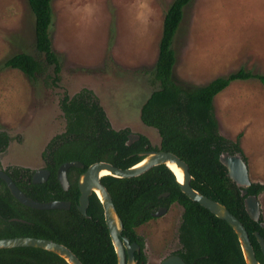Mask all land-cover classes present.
Returning <instances> with one entry per match:
<instances>
[{"label":"rangeland","instance_id":"obj_1","mask_svg":"<svg viewBox=\"0 0 264 264\" xmlns=\"http://www.w3.org/2000/svg\"><path fill=\"white\" fill-rule=\"evenodd\" d=\"M173 0H51L49 36L58 58L35 79L2 63L34 49V16L27 0H0V130L10 139L0 152V169H41L51 138L65 130L61 98L87 89L113 129L145 136L153 147L159 134L140 120L152 85L163 16ZM175 82L203 86L243 68L264 75V0H191L172 42ZM44 63V62H43ZM46 65V66H45ZM219 133L238 141L251 183L264 185V86L257 79L234 80L213 97ZM264 221V191L258 194ZM182 207L135 228L143 240L144 264L178 250Z\"/></svg>","mask_w":264,"mask_h":264},{"label":"trees","instance_id":"obj_2","mask_svg":"<svg viewBox=\"0 0 264 264\" xmlns=\"http://www.w3.org/2000/svg\"><path fill=\"white\" fill-rule=\"evenodd\" d=\"M191 0H173L164 13L157 57L150 79L157 88L141 105L140 120L153 127L159 134V146L153 147L149 140L139 138L127 145L126 128L115 130L90 90L84 89L69 97L64 95L59 103L65 118V130L54 135L42 153V158L50 174L41 183H32V171L28 168L9 166L4 171L15 185L28 197L36 201H70L69 209H35L24 206L10 194L5 182L0 179V222L9 225H27L18 221H7L22 211H30L36 219L25 234L35 238L50 239L68 247L82 264H117L116 253L111 243L103 217L102 205L95 194L89 197L83 216L76 204L79 189L77 174L91 163L105 161L115 167H130L142 158L141 152L162 150L176 154L188 165L192 176L190 185L199 193L223 204L246 229L260 264L264 257L254 235L258 232L264 238V222L252 220L246 213L240 189L226 175V168L218 157L221 152L240 153L238 141L223 137L218 131L214 116L213 97L234 80L257 79L264 86V75L245 71L243 68L225 77H216L207 84L184 88L173 78L175 52L173 38L182 19L183 8ZM34 16V49L43 58L19 52L3 61L2 67L20 70L31 79L44 71L43 65L53 67L56 79L59 72L58 58L52 50L49 29L51 24V0H27ZM44 62V63H43ZM45 65V66H46ZM9 135L0 130V152L9 142ZM66 161H79L83 168L70 167L68 189L60 186L56 170ZM76 172L72 179L70 173ZM101 183L111 195L112 202L123 223L122 235L129 242L139 246L134 253L136 264H144L143 241L135 228L148 222L159 207L168 208L177 203L182 207L178 230L180 248L173 252L186 264H245L237 236L231 226L208 209L189 199L179 188L173 172L165 165L153 166L141 175L118 178L105 175ZM264 185L251 183L247 195H258ZM167 193L162 197L161 194ZM24 217V216H22ZM4 250V249H2ZM16 252L8 264H67L57 254L34 247L12 249ZM20 253V259L18 255Z\"/></svg>","mask_w":264,"mask_h":264},{"label":"water","instance_id":"obj_3","mask_svg":"<svg viewBox=\"0 0 264 264\" xmlns=\"http://www.w3.org/2000/svg\"><path fill=\"white\" fill-rule=\"evenodd\" d=\"M138 138V134L129 133L126 144L129 145ZM140 155L142 158L139 162L124 169L115 167L105 161L91 163L82 172L77 181L79 196L76 208L83 216H87L86 209L89 204V197L92 194L96 195L102 205L104 221L116 253L117 264H136L134 252L139 250V246L135 242L130 243L128 238L121 234L123 230L122 220L116 212L110 193L100 181V178L105 176H101L100 172L102 170H107V175L118 178H130L141 175L153 166L165 165L174 174V171L170 168V164H174L182 173L181 180H178L174 174L180 190L189 199L196 201L218 218L225 220L231 226L237 236L245 264H260L255 256L248 233L236 216L220 202L208 198L191 187L190 182L192 176L186 162L180 159L176 154L162 150H147L141 152ZM218 160L226 168L227 177L240 189V196L244 197L243 205L246 213L252 220L258 221L261 214L258 195H247V188L250 186L251 181L246 161L242 158L240 153L229 154L226 151L220 153ZM72 166L82 167L83 165L79 161H66L60 164L56 171L57 180L64 190L69 186L67 169ZM48 176V170L43 168L37 169L33 171L32 181L34 183L44 182ZM0 179L5 182L12 197L24 206L35 209H69L70 207V201L49 200L42 202L33 200L20 191L9 175L2 169H0ZM161 196L165 197L167 193H163ZM166 210V207H160L152 215L154 217L159 216L166 212ZM260 226L264 227V222H260ZM254 235L264 257V238L258 232H255ZM12 247L40 248L57 254L63 258L67 264H82L79 258L68 247L50 239L35 237L0 238V249ZM194 263V261L191 262V264ZM161 264L186 263L180 256L171 254L163 259Z\"/></svg>","mask_w":264,"mask_h":264},{"label":"flooded vegetation","instance_id":"obj_4","mask_svg":"<svg viewBox=\"0 0 264 264\" xmlns=\"http://www.w3.org/2000/svg\"><path fill=\"white\" fill-rule=\"evenodd\" d=\"M144 152V151H143ZM60 166V165H59ZM73 167V166H72ZM75 167V166H74ZM26 168V167H24ZM70 168V167H69ZM69 168L67 169V179L69 177L68 175V171H69ZM76 168H79V169H82V167H77ZM29 169V168H28ZM43 169H46V166L44 165ZM85 170V169H84ZM83 170V171H84ZM49 171V170H48ZM57 171V170H56ZM79 172L77 174V177H76V182L78 181L80 175L82 174V172ZM32 174H33V171L31 173V176H30V181L32 183H34L32 181ZM50 174V172H49ZM76 175V172L72 171L70 173V177L73 179ZM41 183V182H40ZM69 183V182H68ZM6 185V184H5ZM7 187V186H6ZM69 187V186H68ZM68 189V188H67ZM21 191V190H20ZM160 208V207H159ZM18 214L20 215L19 216H16V217H11V218H7V221H18L20 223H23L25 225H27V227H24V228H21L19 225H9V224H6L7 222L4 221V222H0V238H12V237H33V236H28V235H25V234H32V230H29V226L30 224L32 223L33 220L36 219V216L35 214H33L32 212L30 211H22L20 209V212H18ZM24 216V217H22ZM140 236V235H139ZM142 239V238H141ZM143 241V240H142ZM143 247H144V244H143ZM14 248H20V247H12V248H1L0 249V264H8V260L9 258H12L14 255H16V252H14L12 249ZM180 248V247H179ZM4 249V250H2ZM143 250V249H142ZM139 250L137 252H134V253H138ZM173 254V253H171ZM170 254V255H171ZM177 255V254H176ZM18 258L20 259V253L18 255ZM50 264H55L54 261H50L49 262Z\"/></svg>","mask_w":264,"mask_h":264},{"label":"bare ground","instance_id":"obj_5","mask_svg":"<svg viewBox=\"0 0 264 264\" xmlns=\"http://www.w3.org/2000/svg\"><path fill=\"white\" fill-rule=\"evenodd\" d=\"M170 168L174 171V174L176 175V178L178 180H181L182 179V173L181 171L174 165V164H170ZM108 174V171L107 170H102L100 172V175H107Z\"/></svg>","mask_w":264,"mask_h":264}]
</instances>
